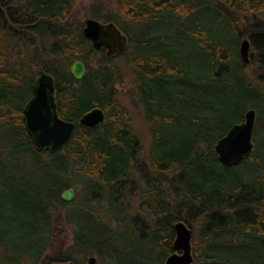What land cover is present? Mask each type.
Here are the masks:
<instances>
[{"label":"trees","instance_id":"1","mask_svg":"<svg viewBox=\"0 0 264 264\" xmlns=\"http://www.w3.org/2000/svg\"><path fill=\"white\" fill-rule=\"evenodd\" d=\"M74 1L0 0V226L22 223L31 248L38 243L35 256L26 253L33 264L63 221L73 244L49 264H78L74 255L94 251L100 258L103 248L117 263L165 264L180 221L199 225L194 264H264V76L247 72L253 61L264 66V0H106L115 9L94 5L92 18L127 37L124 52L110 58L85 37ZM117 60L134 78L151 134L149 158L122 102ZM75 62L86 66L81 80L71 74ZM41 70L54 79L60 117L76 125L57 153L38 152L24 121ZM95 108L105 112L104 123L81 126ZM250 109L255 132L260 124L254 152L227 168L215 146ZM133 172L141 175L146 227L122 206ZM78 185L77 199L64 201ZM79 201L82 215L105 205L109 218L93 216L92 230L87 219L76 225L63 218ZM8 210L14 217L6 221Z\"/></svg>","mask_w":264,"mask_h":264},{"label":"water","instance_id":"2","mask_svg":"<svg viewBox=\"0 0 264 264\" xmlns=\"http://www.w3.org/2000/svg\"><path fill=\"white\" fill-rule=\"evenodd\" d=\"M84 25V35L95 49H105L109 58L124 52L127 37L114 23L103 24L96 19H87ZM250 50V41L248 39L243 40L240 53L245 65L250 62ZM85 73L86 66L82 62L73 64L71 74L76 80H81ZM105 118V112L100 108H95L86 113L80 119L79 124L85 128L94 129L103 124ZM256 120V110H248L245 113L244 121L234 125L227 135L217 142L215 151L223 166L227 168L236 167L253 154ZM24 121L38 152L57 153L72 140L76 130L75 123L60 117L54 79L43 70L39 73L34 96L24 110ZM62 197L66 202L73 201L74 190H67ZM174 229L176 233L173 243L174 253L167 258L165 264H194L193 230L182 221L177 222ZM88 263L96 264V258H90ZM55 264H74V262Z\"/></svg>","mask_w":264,"mask_h":264},{"label":"rangeland","instance_id":"3","mask_svg":"<svg viewBox=\"0 0 264 264\" xmlns=\"http://www.w3.org/2000/svg\"><path fill=\"white\" fill-rule=\"evenodd\" d=\"M98 4H104L107 7L110 6L112 10L115 9V5L113 3L112 4L108 3L106 0H75L72 9L73 16L76 19H80L83 22H85L87 19H93L92 18L93 6ZM100 22L103 23L102 21ZM117 63L122 68L124 75V83L123 85L118 87L119 91L121 92L122 102L129 110L131 123L135 131V134L140 138V140L143 143L145 150L144 158H149L151 134H150L149 126L144 118L142 106L137 102L136 96L134 95L133 92L135 87L134 78L125 63H123L121 60H117ZM252 64L249 65L250 67L248 68L247 72H249V74L251 75L257 76L258 74H260L264 76V66L259 65V63L256 61L255 62L253 61ZM38 77L39 74L36 76V80L38 79ZM263 114L261 113V116H263ZM259 127L260 124L258 123L255 132L256 138ZM21 159L22 161H24L23 156H21ZM140 179H141V175L139 174V172H133V174L130 176V178L127 181V188L122 191V194L126 196V201L122 206L123 208L129 210L130 213L134 216V218L138 220L139 226L146 227L147 222L145 220L147 219V217L142 214L143 212L139 211L142 204V199L140 198V195H138V192L140 191L142 186ZM72 189L74 190L75 193V197H74L75 200L77 199L79 194H81L82 186L78 185L77 187H74ZM78 205L79 206L69 208V213H66L64 211L63 218H65L66 215L68 214L69 217L73 219V222L76 225L79 223L83 225L84 221H86L87 219L88 227L90 230H92L94 227L97 226V224H95L96 223V220L94 218L95 216H100L103 219L109 218L108 208L105 205L100 206V209L99 208L95 209L94 210L95 214L94 215L91 214L90 216L82 215V212L80 211L83 205L82 201H79ZM5 216L7 217L5 218L6 221L10 220L11 217H14L13 215H11V212L9 210L7 211ZM8 224H10V221L8 222ZM21 226H22L21 222L11 223L10 226L8 225V227L4 225L0 226V264H33L34 263V258L33 257L28 258L26 253L28 252L30 253L31 251H33L34 254L32 255L35 256V250L37 249L38 243L36 244V246L34 245L35 248L32 249L31 248L32 243L30 242V239H28L29 233H26L23 230H21ZM198 227L199 225L197 223L193 225L192 230L194 232V237L198 233ZM200 243L201 242L199 241V239L196 240V244H200ZM49 244L50 246L48 250L41 256V258L38 261V264H49L51 258L58 257L60 252L67 251V249L73 244V234L71 227L68 226L64 221L63 223H59V224L58 222H56L52 229ZM97 252L94 251L91 255H87L86 257L76 256V255L74 256L78 260L79 262L78 264H83L82 263L84 261L83 258H85L86 264H89L88 260L92 257L96 258V264H126L125 262L117 263L115 261V257L117 255L116 254L109 255V250L106 248L102 249L103 255L100 256V258L96 255ZM110 257H112L114 261ZM55 263H60V262H52V264Z\"/></svg>","mask_w":264,"mask_h":264},{"label":"flooded vegetation","instance_id":"4","mask_svg":"<svg viewBox=\"0 0 264 264\" xmlns=\"http://www.w3.org/2000/svg\"><path fill=\"white\" fill-rule=\"evenodd\" d=\"M75 264V263H74Z\"/></svg>","mask_w":264,"mask_h":264}]
</instances>
